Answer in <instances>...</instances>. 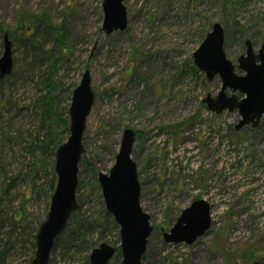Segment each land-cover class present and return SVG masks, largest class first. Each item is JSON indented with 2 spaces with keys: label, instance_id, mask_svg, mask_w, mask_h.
Returning <instances> with one entry per match:
<instances>
[{
  "label": "rangeland",
  "instance_id": "obj_1",
  "mask_svg": "<svg viewBox=\"0 0 264 264\" xmlns=\"http://www.w3.org/2000/svg\"><path fill=\"white\" fill-rule=\"evenodd\" d=\"M124 4L127 30L107 36L103 0H0V58L4 31L15 30L20 13L45 15L50 25L62 29L69 46L54 80L56 109L62 115L69 110L87 71L96 96L79 165V209L56 240L49 264H87L102 243L120 247V236L111 227L80 239L76 232L83 219H97V226L105 222L98 174L114 166L126 129L137 133L132 159L140 205L153 228L143 264H264V117L258 129L237 132V111L211 113L203 101L219 94L222 81H209L193 59L215 24L225 30V52L235 67L247 40L258 53L264 46V0ZM50 25L41 29L37 45L46 42L43 33ZM12 41L14 70L0 83V209L5 222L0 250L2 239L13 233L6 264H29L36 253L33 236L47 219L54 193V167L42 168L37 163L41 152L31 149L48 136L42 101L47 64L29 66L35 56L30 52L27 59L21 32ZM59 46L47 40L45 51L59 57ZM198 200L211 206L210 231L191 246L166 244L164 234ZM19 214L25 220L14 225L11 218ZM122 261L119 255L110 264Z\"/></svg>",
  "mask_w": 264,
  "mask_h": 264
},
{
  "label": "water",
  "instance_id": "obj_2",
  "mask_svg": "<svg viewBox=\"0 0 264 264\" xmlns=\"http://www.w3.org/2000/svg\"><path fill=\"white\" fill-rule=\"evenodd\" d=\"M125 1L103 0V31L107 36L127 30L128 13ZM225 43L224 28L221 24H215L193 55L195 65L206 74L209 81L216 77L222 81L219 94L216 97L208 95L203 104L215 115L237 111L241 117L236 126L237 132L245 127L256 130L264 117V46L255 53L252 42L247 40L245 55L239 58L238 67H235L227 58ZM237 69L244 75H237ZM13 70V43L9 34H5L3 54L0 58V81L10 77ZM95 98L91 75L87 71L72 94L69 108L70 135L55 153L54 172L57 183L47 219L37 234V247L32 264H49L56 240L79 209V165L84 155L87 121ZM136 141L137 133L126 129L114 166L108 174H98L106 211L113 217L120 230L123 264H143L148 240L153 232L150 216L140 205L141 185L137 165L132 159ZM211 212L208 202L195 201L183 211L170 232L164 234V242L169 245L191 246L210 231ZM116 251L115 247L102 243L91 253L90 264H109Z\"/></svg>",
  "mask_w": 264,
  "mask_h": 264
},
{
  "label": "trees",
  "instance_id": "obj_3",
  "mask_svg": "<svg viewBox=\"0 0 264 264\" xmlns=\"http://www.w3.org/2000/svg\"><path fill=\"white\" fill-rule=\"evenodd\" d=\"M48 22V23H47ZM50 25L49 18H47L45 15L43 16H36L29 12H22L20 13V19L18 22L17 27L15 30L11 33L10 29L7 28V31H4L5 34H9L11 41L16 39V34L18 32L22 33V40H23V47L25 48V54L27 55V59L30 57V52L34 54V61L29 62V66L32 69H40L42 67H45V64H47V68L44 71L43 76V85L46 89V93L42 98L43 101V108H44V116H45V122L46 124H49L48 128V136L46 137V141L41 142V145L39 147H35L33 145L32 153H35V150H39L41 152L42 158L38 159V164L42 166V168H45V166H51L54 167V162H49L48 159H51V157H55V153L57 149L65 143V137L67 134H69V110H65L64 114L67 117L64 118V114L62 115L59 111V109H56L57 103L56 100L58 99L55 96V78L57 75V66L58 63L61 61L60 58L64 57L63 53H66L69 50V46L65 44V37L63 36V31L61 28H55L52 25H50L47 28V32L43 33L46 34L45 41L49 42V40H53L54 42H57L60 44L58 48V55L59 57H52V53L46 52V42H43L42 44L37 45L38 35L41 33V29L44 25ZM56 34V38H51L53 34ZM50 38V39H49ZM227 38V37H226ZM13 43V41H12ZM66 45V46H65ZM63 46L66 47L67 50H62ZM62 50V51H61ZM63 52V53H62ZM37 55V57H36ZM62 59V58H61ZM2 81H0L1 83ZM1 105V104H0ZM53 180L51 183V190L54 191L57 183V178L55 173L52 174ZM96 175V173H94ZM33 189V187H32ZM6 190V189H5ZM5 192V191H4ZM34 192V191H33ZM103 204V203H102ZM1 207V206H0ZM24 215H20L18 217L11 218L14 222V225L22 222L25 220L23 217ZM2 211L0 209V239L3 235L2 230L4 229L5 222L2 219ZM104 224H100L99 226L97 223V219L93 223H89L87 220H82L80 222L79 228L76 232V237L78 239L93 234L97 228H100L102 232H106L109 227H111L113 230L119 234V227L115 223L113 217L104 210ZM16 230V229H15ZM39 230H36V235L33 236L32 241V247L34 249V252H36L37 247V234ZM13 234V233H12ZM12 234L7 235V237L2 239L3 242V248L0 250V264H6L11 250H12ZM103 235V233H102ZM102 235L100 237V241L102 239ZM25 244V243H24ZM69 245V244H67ZM71 245V244H70ZM121 249L120 247L117 248V256L121 255ZM33 261V260H32ZM32 261L29 262V264H32ZM87 264H90L89 259H87Z\"/></svg>",
  "mask_w": 264,
  "mask_h": 264
},
{
  "label": "flooded vegetation",
  "instance_id": "obj_4",
  "mask_svg": "<svg viewBox=\"0 0 264 264\" xmlns=\"http://www.w3.org/2000/svg\"><path fill=\"white\" fill-rule=\"evenodd\" d=\"M116 250H117V248H116ZM120 253H121V252H120ZM116 256H117V252H116V255H115V257H116ZM115 257H114V258H115ZM114 258H113V259H114ZM113 259H112V260H113ZM112 260H111V261H112ZM109 264H110V263H109Z\"/></svg>",
  "mask_w": 264,
  "mask_h": 264
}]
</instances>
